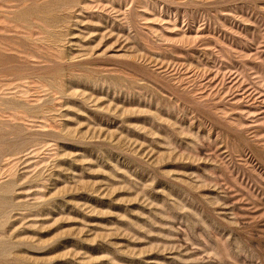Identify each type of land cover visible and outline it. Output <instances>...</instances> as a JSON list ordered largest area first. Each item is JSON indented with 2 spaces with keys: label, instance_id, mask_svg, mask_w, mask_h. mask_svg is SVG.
<instances>
[{
  "label": "rangeland",
  "instance_id": "1",
  "mask_svg": "<svg viewBox=\"0 0 264 264\" xmlns=\"http://www.w3.org/2000/svg\"><path fill=\"white\" fill-rule=\"evenodd\" d=\"M0 264H264V0H0Z\"/></svg>",
  "mask_w": 264,
  "mask_h": 264
}]
</instances>
